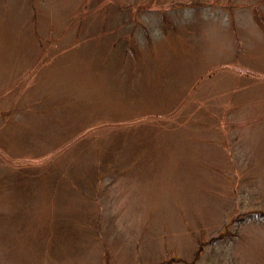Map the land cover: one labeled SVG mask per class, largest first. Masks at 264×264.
<instances>
[{"label": "rangeland", "instance_id": "374dc122", "mask_svg": "<svg viewBox=\"0 0 264 264\" xmlns=\"http://www.w3.org/2000/svg\"><path fill=\"white\" fill-rule=\"evenodd\" d=\"M0 264H264V0H0Z\"/></svg>", "mask_w": 264, "mask_h": 264}, {"label": "trees", "instance_id": "16d2710c", "mask_svg": "<svg viewBox=\"0 0 264 264\" xmlns=\"http://www.w3.org/2000/svg\"><path fill=\"white\" fill-rule=\"evenodd\" d=\"M235 218H236L237 220L240 221V220H242L243 217H242V215H239V216H236ZM236 219H235V220H236ZM231 234H232V233H231ZM231 234H228V235H231ZM234 234H236V233L234 232L233 235H234ZM223 235H224L223 233L219 234V236H216V235H215L213 239L216 240L217 238L220 237V239L223 238V239L225 240L226 237H225V235H224V236H223ZM228 235H227V237H228ZM232 238H233V237H232ZM223 239H222V240H223Z\"/></svg>", "mask_w": 264, "mask_h": 264}]
</instances>
